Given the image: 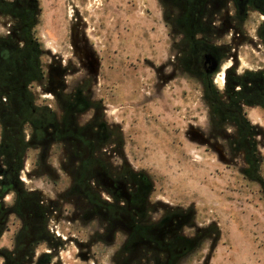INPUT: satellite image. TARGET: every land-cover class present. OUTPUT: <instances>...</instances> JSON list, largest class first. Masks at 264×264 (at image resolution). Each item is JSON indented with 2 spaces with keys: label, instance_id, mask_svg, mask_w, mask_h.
Segmentation results:
<instances>
[{
  "label": "flooded vegetation",
  "instance_id": "af4514ba",
  "mask_svg": "<svg viewBox=\"0 0 264 264\" xmlns=\"http://www.w3.org/2000/svg\"><path fill=\"white\" fill-rule=\"evenodd\" d=\"M160 3L183 79L238 154L236 138L264 135L246 113L264 114V0ZM41 10L40 0H0V264H101L104 247L111 264H184L214 226L158 201L125 163L120 129L93 92V52L90 74L72 83L71 57L37 34ZM83 24H69L71 50Z\"/></svg>",
  "mask_w": 264,
  "mask_h": 264
},
{
  "label": "rangeland",
  "instance_id": "374dc122",
  "mask_svg": "<svg viewBox=\"0 0 264 264\" xmlns=\"http://www.w3.org/2000/svg\"><path fill=\"white\" fill-rule=\"evenodd\" d=\"M40 1L37 34L45 47L71 57L72 83L90 74L86 55L93 52V92L120 129L125 163L148 176L158 201L189 206L197 227L214 226L184 264H264V184L254 177L264 181V135L255 137V172L242 150L229 153L214 135L199 91L176 64L160 0ZM75 19L84 23V40L71 50ZM246 113L264 132V114ZM111 253L104 247L100 263L111 264Z\"/></svg>",
  "mask_w": 264,
  "mask_h": 264
},
{
  "label": "trees",
  "instance_id": "16d2710c",
  "mask_svg": "<svg viewBox=\"0 0 264 264\" xmlns=\"http://www.w3.org/2000/svg\"><path fill=\"white\" fill-rule=\"evenodd\" d=\"M245 126V129L242 128V125ZM237 126L239 128V130L241 131H244L247 129V124L245 122H241L239 121L237 123ZM251 132V131H250ZM255 133L252 132L249 137L248 136H245L244 138H236L235 140V143H239L240 145H237V149L239 150V152L242 150L243 154H244V159L246 160L247 163H250V160H249V156L250 154L248 152H251L253 155V160H252V163H254L256 166L258 164V153H257V149H256V143H255ZM249 138V139H248ZM245 140L247 141V143L245 142ZM263 184H264V181H262ZM264 186V185H263ZM263 193H264V188H263Z\"/></svg>",
  "mask_w": 264,
  "mask_h": 264
},
{
  "label": "crops",
  "instance_id": "0c3cea01",
  "mask_svg": "<svg viewBox=\"0 0 264 264\" xmlns=\"http://www.w3.org/2000/svg\"><path fill=\"white\" fill-rule=\"evenodd\" d=\"M108 4H110V5L114 4V0H110V1L108 2Z\"/></svg>",
  "mask_w": 264,
  "mask_h": 264
}]
</instances>
